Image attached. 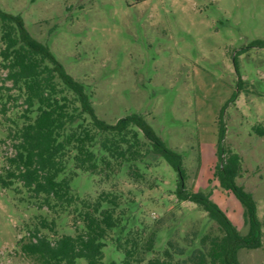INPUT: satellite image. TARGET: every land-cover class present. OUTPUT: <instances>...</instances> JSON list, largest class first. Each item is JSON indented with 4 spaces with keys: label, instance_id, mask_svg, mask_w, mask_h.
Listing matches in <instances>:
<instances>
[{
    "label": "rangeland",
    "instance_id": "rangeland-1",
    "mask_svg": "<svg viewBox=\"0 0 264 264\" xmlns=\"http://www.w3.org/2000/svg\"><path fill=\"white\" fill-rule=\"evenodd\" d=\"M0 7L21 14L30 34L88 87L98 117L114 123L131 112L143 114L182 154L187 186L210 192L245 233L242 205L213 176L222 113L223 141L241 157L237 183L252 194L263 225L262 246L240 249L238 259L264 264V136L251 130L264 123V47L250 46L264 40V0H0ZM238 75L248 91H237ZM14 111L10 106L7 114ZM4 123L0 113V136ZM175 178L160 159L147 170L146 182H119L134 193L140 221L162 219L180 230L200 225L205 214L176 200ZM99 187L86 175L78 183L81 193L95 194ZM35 213L0 188V264H35L16 249L22 235L16 227ZM106 255L117 257L110 250Z\"/></svg>",
    "mask_w": 264,
    "mask_h": 264
},
{
    "label": "trees",
    "instance_id": "trees-1",
    "mask_svg": "<svg viewBox=\"0 0 264 264\" xmlns=\"http://www.w3.org/2000/svg\"><path fill=\"white\" fill-rule=\"evenodd\" d=\"M256 45L264 47V40L250 44ZM0 74V188L37 211L16 227L22 256L35 264H241L240 249L262 246L256 201L237 183L241 157L223 141L222 113L213 176L242 205L245 233L210 192L187 186L182 154L166 145L143 114L131 112L114 123L98 117L88 87L30 34L21 14L1 7ZM244 83L238 75V92L248 91ZM10 106L13 115L7 114ZM251 130L264 136V123ZM160 159L176 173V200L205 214L200 225L180 230L162 219L137 218L135 195L119 178L146 182L147 170ZM82 175L95 178V194L78 190ZM107 250L117 257H107Z\"/></svg>",
    "mask_w": 264,
    "mask_h": 264
}]
</instances>
